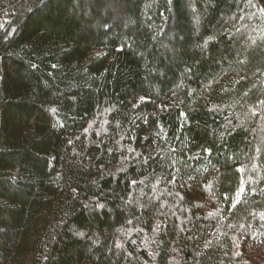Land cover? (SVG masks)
Listing matches in <instances>:
<instances>
[{"label":"trees","instance_id":"obj_1","mask_svg":"<svg viewBox=\"0 0 264 264\" xmlns=\"http://www.w3.org/2000/svg\"><path fill=\"white\" fill-rule=\"evenodd\" d=\"M264 0H0V264H264Z\"/></svg>","mask_w":264,"mask_h":264},{"label":"rangeland","instance_id":"obj_2","mask_svg":"<svg viewBox=\"0 0 264 264\" xmlns=\"http://www.w3.org/2000/svg\"><path fill=\"white\" fill-rule=\"evenodd\" d=\"M260 253L264 255V249H260Z\"/></svg>","mask_w":264,"mask_h":264}]
</instances>
